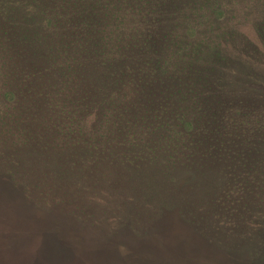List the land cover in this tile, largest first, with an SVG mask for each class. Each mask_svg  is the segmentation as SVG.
Returning a JSON list of instances; mask_svg holds the SVG:
<instances>
[{
	"label": "trees",
	"instance_id": "16d2710c",
	"mask_svg": "<svg viewBox=\"0 0 264 264\" xmlns=\"http://www.w3.org/2000/svg\"><path fill=\"white\" fill-rule=\"evenodd\" d=\"M249 1L0 0V142L49 156L34 190L12 154L4 179L43 214L68 203L81 228L147 233L168 216L257 257L264 42L243 31L230 52L223 28Z\"/></svg>",
	"mask_w": 264,
	"mask_h": 264
},
{
	"label": "rangeland",
	"instance_id": "374dc122",
	"mask_svg": "<svg viewBox=\"0 0 264 264\" xmlns=\"http://www.w3.org/2000/svg\"><path fill=\"white\" fill-rule=\"evenodd\" d=\"M263 2L250 0L249 6L237 11L231 5L226 21L229 25H223L229 33L226 46L230 52L239 45V40L244 39L243 31L251 38L258 35L264 42V12L263 6L258 4ZM253 53L264 65V44L262 49ZM21 151L14 152L0 142V264H264L263 246H260L262 251L257 257L237 241V245L229 243L222 250L207 240H201L188 228L173 229L168 216L153 231L145 233L146 228L134 231L124 228L118 235L109 236L93 225L81 228L77 223V213L72 214L68 203L64 207L53 206L44 214L38 212L32 205L34 203L23 198L21 189L9 179H4L1 173L11 154L24 160V173H27L20 182L34 190L35 173L44 167L43 163L49 156L39 149L28 150L31 151L29 153ZM246 191L232 192L230 201L233 207L241 209ZM256 191H260V201L253 206H259L261 212L254 219L264 224V189ZM43 215L49 221L46 222ZM104 223L107 224L106 221Z\"/></svg>",
	"mask_w": 264,
	"mask_h": 264
}]
</instances>
